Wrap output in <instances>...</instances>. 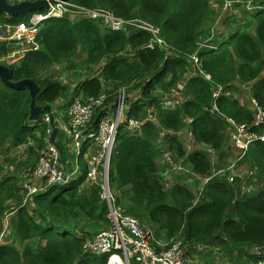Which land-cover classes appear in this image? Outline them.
Listing matches in <instances>:
<instances>
[{
  "label": "trees",
  "instance_id": "16d2710c",
  "mask_svg": "<svg viewBox=\"0 0 264 264\" xmlns=\"http://www.w3.org/2000/svg\"><path fill=\"white\" fill-rule=\"evenodd\" d=\"M69 1L155 25L168 41L169 49L147 48L150 36L136 29L127 33L112 32L95 20L50 18L39 27L35 40L38 49L26 52L18 63L8 66L9 80L33 81L39 87L36 106H52L61 101L63 104L57 107L64 111L75 90L50 78L49 70L62 63L74 68L79 53L84 57L78 64L86 68L100 67L106 59L100 79H83L76 93L86 100L98 95L105 84L127 89L137 85L141 92L129 104L127 117L145 120L148 110L153 108L155 118L154 122L144 123L138 136L130 135L125 126L118 132L109 172L117 204L126 214L149 226L156 236L169 239L179 234L182 242L190 246L189 252L197 256L204 253L209 256L208 249L215 246L221 251L220 257L230 264L263 263L264 143L250 145L244 158L250 162V171H257L263 187L239 199L236 198L238 179L229 184L213 177L193 205V195L179 176L170 189H163L158 162L164 149L179 158L185 156L177 135L185 126L184 120H188L197 143L204 144L218 157L224 153V122L219 123L208 113L214 84L226 87L233 94L241 86L252 84L248 90L250 96L264 109V78L260 77L264 62V0H244L243 4H233L225 14L221 12V0ZM39 13L32 12L29 16ZM220 17L226 31L215 28ZM28 19L1 14L0 25H17ZM14 43L9 41L8 46L6 42L0 43V54L11 52ZM208 45L216 49L210 50ZM128 48L134 56L125 59L120 54ZM193 55L198 57L201 69L210 75L211 82L200 77L189 79L184 85L188 99L175 109H161L160 95L155 96L153 92L175 88L180 77L194 67L190 61ZM30 102L25 88L12 89L0 83V148L15 147L27 139L34 141L36 127H30L28 122ZM216 103L223 116L239 124L251 123L252 112L240 105L234 95L221 96ZM101 117L98 111L92 121L98 123ZM161 130L171 132L163 136V147L157 143ZM202 150L188 154L184 163L204 178L211 173L208 153L205 148ZM29 156L33 165L36 151L29 148ZM19 184L14 176L0 179V233L5 214H12L6 240L9 242L0 245V264H105L106 257L90 256L82 251L87 239L109 225L108 210L97 187L86 183L82 176L66 186H51L33 195L30 207L22 206ZM9 201L14 202L12 211ZM252 248L259 253L253 254Z\"/></svg>",
  "mask_w": 264,
  "mask_h": 264
},
{
  "label": "built area",
  "instance_id": "2783aa9c",
  "mask_svg": "<svg viewBox=\"0 0 264 264\" xmlns=\"http://www.w3.org/2000/svg\"><path fill=\"white\" fill-rule=\"evenodd\" d=\"M240 3L243 4L244 0H221V12L223 14L228 13L233 4ZM26 17L29 18L28 21L19 24L14 38L3 40L0 36V42L15 41L12 44L15 48L12 53L7 54V57L21 59L26 52L37 50L35 36L39 31L38 26L47 19L65 17L71 21L82 19L99 21L100 24L112 32L127 33L135 29L143 31L150 36V41L146 45L147 48L154 49L157 47L160 51H168L169 49L168 41L162 37L160 28L155 25L135 20L124 21L114 13L77 6L69 0H54L53 3L48 5L47 12L27 15ZM1 27L6 28L7 25H0ZM28 34H34V36L29 38ZM199 46H202V43H199ZM207 47L210 50L216 49L211 45ZM120 55L128 59L134 56V52L128 48ZM7 57L4 59L7 60ZM105 60L101 61L100 67L94 66L97 67L95 72L90 73V76H88L89 74L85 76L99 78L106 63ZM190 61L194 67L188 69L180 77L175 88L170 89L168 92L159 90L158 106L161 109H175L188 99L185 94L183 95V91L184 85L189 79L200 77L207 82H211L210 75L201 69L198 57L193 55L190 57ZM260 77L264 78V63ZM55 80L61 83L58 76L55 77ZM71 86L75 90V94L67 110H55L58 107H54V110L50 108L49 111L39 116L37 121L28 120L30 127H36L35 137L41 138L40 130H42L43 140L40 143L38 142L35 147L34 141L27 139L25 143L9 150L18 153L22 160L16 162V165L22 168L19 184L20 193L24 194L22 206H33V195L43 193L51 186H66L83 176L86 183L98 188L99 197L107 207V218L109 220V225L106 228L101 229L84 242L82 251L85 254L106 257L105 264H188L187 254L190 246L182 242L179 234L169 239L156 236L151 228L140 223L135 217L126 214L124 208L117 204L115 193L110 185L111 158L116 149V138L120 128L125 126L130 135H140L146 121H155L152 113L153 108L148 110V118L145 120L130 119L127 117L130 106L126 99V86H118L113 101L109 100L110 97L105 91V85H102L101 92L98 95L88 97L86 100H82V97L76 93L78 83ZM211 91L212 103L208 113L217 116L228 124L230 130L227 131V135L232 146L236 149L237 155L228 168L218 169L214 174L211 173L207 178L204 177L201 180L196 190L195 200L192 202L193 205L200 197L204 185L213 177L233 184L235 177H237L234 167L238 161L239 163L244 161L249 146L255 142L264 143V109L253 97L250 96L248 102L253 114L251 123L239 124L223 116L216 103V100L221 96L230 98L232 96L231 92L219 84H214ZM138 92L140 94V88ZM98 111L102 113V117L98 123H94L92 119ZM54 129H57V134L54 140L51 141ZM182 145L185 152V156L182 158L167 149L163 150L158 176L164 190L170 189L172 183L177 182L178 176L180 182L185 186L188 183L192 185L196 182L191 181L190 178L195 177V174L184 162L188 154L202 146L205 147V145L195 141L191 128L186 132ZM60 146L68 148L69 153L73 156L64 159ZM31 147H35L36 151L33 165L30 163L29 156V148ZM26 162L29 166H25ZM254 172L250 171L245 177L239 176L238 194L240 196H247L252 193V187L247 180L250 176H253ZM3 229L0 233L1 245H3V242L4 244L7 243L4 239L5 237L7 239L6 235L10 234V232L7 234L5 220ZM256 264H264V262Z\"/></svg>",
  "mask_w": 264,
  "mask_h": 264
},
{
  "label": "rangeland",
  "instance_id": "374dc122",
  "mask_svg": "<svg viewBox=\"0 0 264 264\" xmlns=\"http://www.w3.org/2000/svg\"><path fill=\"white\" fill-rule=\"evenodd\" d=\"M44 12H47V10H44ZM120 19H122L124 21L130 20V19L122 18V17H120ZM222 20H223V18L220 17L219 20H217L215 22V28L218 29L220 32L223 29H224V31H226V27L224 26V24L221 25ZM19 24H21V23H19ZM19 24H17V25H15V24L7 25L6 28L1 27L0 28V36L2 37V39L3 40L4 39L10 40V39L14 38V36L17 34V29L19 27ZM40 25L38 26V28L40 27ZM120 33H124V32H120ZM27 36L29 38H31V37L34 36V34H31V35L28 34ZM35 38H36V36H35ZM14 40H16V39H14ZM0 43H2V42H0ZM6 44L8 46L9 45V42L6 41ZM14 48H15V46H13L12 51L14 50ZM10 53L11 52H9L7 54H10ZM7 54L6 55L0 54V65H3V66L8 67V66L14 64L15 62L18 63L17 62L19 60L18 58H16V57H14V58L7 57L8 56ZM5 57H7L8 59L5 60L4 59ZM83 57H84V54L79 53L78 57H76L75 60H74V62L76 64V65H74L75 66L74 68H71L69 66V64H65V63H62V64H59V65L53 66L49 70L48 76L50 78H52L53 80H55V77L58 76L59 77V80L61 82V85L70 87L72 85V82L76 78H80V77H82V75L85 76V75H88V74L93 73V72L96 71V68L97 67H87L86 68V67L78 64V63L81 62V60L83 59ZM262 67H263V65H262ZM261 70H262V68H261ZM135 86H137V85H133V87L131 89H129V90L127 89L126 90L127 91V98L126 99H127V101H128L129 104L131 102H133V99H136V97L139 96L138 95L139 94V92H138V86L136 87V89H134ZM179 86H181V85H179ZM249 87H250V85H249ZM117 88L118 87L106 86V84H105V91L107 92V95H109L111 101L114 100L115 92H116ZM241 88H244V87L241 86ZM153 93H154L155 96H159L160 95L159 89H157ZM184 94H185V90L183 91V95ZM231 94H232V97H233L234 94L233 93H231ZM242 94H243V92H241V96H242ZM68 97L71 98L70 93L68 94ZM60 104H61V101L56 102L55 105H52V106H49L48 105V106L51 108V110H54L55 109L54 107L55 106H59ZM251 106H253L252 103H251ZM248 109L250 111H252V108L250 106L248 107ZM55 110H59V109H55ZM210 115H212V114L210 113ZM212 116H214L219 123L224 122L220 118H218L217 116H215V115H212ZM184 122H185L184 123L185 126H184L183 130L177 133V135L179 136V138L181 140V143H184L185 134L190 129V124L187 121H184ZM222 124H223V126H225L226 143H225V147H224V153L221 155V157H218V155L214 151H212L211 149H209L207 147H200V148L197 149L199 151H203L202 150L203 148L206 149V152L208 153L207 154V157L209 158V162H210V173H213V174L215 172H217L218 169H226V168H228V166H230L234 162V159H235V157L237 155L236 154L237 152L233 148V146H232V144H231V142H230V140L228 138V135H227V131H229L230 128L228 127V124L226 122H224ZM40 133H41V138L35 137V139H34L35 147L38 145V142L40 143V141L43 140L42 130H40ZM166 134H171V132H167L165 130H161L160 131V138L158 139L157 143L160 146H162V147H163V140H162V138ZM35 147H31V148L33 150H35ZM12 148H13L12 146H7V149L0 148V179L1 178H4V177H12V176H14V177H16L18 179V182H19L20 179H21V170H22V168L20 166H17L16 165V162H21L22 160H21V158H20V156H19L18 153H16L15 151H9ZM2 149H4V150H2ZM66 150L68 151V153L70 152L68 148H66ZM71 156H73V154H71ZM5 158H7V159L4 160ZM161 159H162V157L160 158V160ZM160 163H161V161H160ZM249 163L250 162H246V161H243L241 163H239V161L237 162V164L234 167L235 170H236L235 171V174L237 176V177H235V180L236 179L239 180V176L245 177L246 174L250 172L251 168H249V165H250ZM25 166H29L28 165V162H26ZM186 166L189 169H192V166L189 165L188 163L186 164ZM253 168L256 169V167H253ZM256 172L257 171H255L254 174H253V176L247 180L248 184L252 187V193L255 192V191H257L259 188L263 187L262 182L258 180V177L256 175ZM193 173L195 174V177H191L190 179H191V181L194 180L196 182L193 183L192 185H190V183H188V185L186 187L188 188V190L191 191V193L193 195V198L195 200V194L197 193L196 192L197 187H198L199 183L201 182V180L203 179V177H200L195 172H193ZM172 177L173 176L171 175V178ZM198 177H200V178L197 179ZM207 177H205V178H207ZM187 178H188V176H187ZM178 180H179V178H177V181ZM174 183H176V181ZM174 183H172V185ZM239 186L240 185L238 183V187ZM19 193H20V189H19ZM23 195L24 194H21L20 193V196H22V200H23ZM242 197H245V196H240L239 194L237 195V190H236V198L239 199V198H242ZM13 204H14V202H11V201L8 202V206L11 207L10 211L13 210ZM11 217H12V214H10V213L5 214V217H4V218H6L5 219V226L7 227V230H8L7 234L10 232V229H9V219ZM6 236L8 238L9 234L6 235ZM5 240H7L6 237H5L4 241ZM6 242H9V241H6ZM3 245H4V242H3ZM211 248L212 249H208V251L211 250V252L209 254H207L209 256H206V253H204L203 255H199L198 254V256H197L195 253H193V252L190 251L187 254V259H188V262H189L188 264H230V262H228L227 260H225V259H223V258L220 257V256H222L220 254L221 251L217 247L214 246V247H211ZM251 250H252L251 252L253 254H258L259 253L256 248H252ZM243 259L245 260V257H243Z\"/></svg>",
  "mask_w": 264,
  "mask_h": 264
},
{
  "label": "water",
  "instance_id": "95a60500",
  "mask_svg": "<svg viewBox=\"0 0 264 264\" xmlns=\"http://www.w3.org/2000/svg\"><path fill=\"white\" fill-rule=\"evenodd\" d=\"M54 0H16L14 2H9L8 0H0V15L6 14L10 17H26L29 13L40 12L41 10H47L48 5L53 3ZM10 71L9 68L0 65V83L8 88L19 89L25 88L30 97L29 105V121H37L39 116H41L45 111L50 109L49 106H36L35 99L39 92V87L31 80H22L20 82L13 83L9 80ZM57 134V129H54L51 135V141L54 140Z\"/></svg>",
  "mask_w": 264,
  "mask_h": 264
},
{
  "label": "crops",
  "instance_id": "0c3cea01",
  "mask_svg": "<svg viewBox=\"0 0 264 264\" xmlns=\"http://www.w3.org/2000/svg\"><path fill=\"white\" fill-rule=\"evenodd\" d=\"M106 11H108V10H106ZM108 12L113 13V12H111V11H108ZM11 53H12V51H11ZM69 75H70V74H69ZM86 77H87V76L82 75V77H80V78H76V79L72 82V84H74V83H79L80 81H82V80H83L84 78H86ZM71 80H72V79H71ZM73 86H74V85H73ZM71 87H72V86H71ZM71 87H70V90H71ZM248 89H250L249 86H246L245 88H238V93L234 94V97L238 100L239 104L242 105V106H244V107H246V108L249 107L248 102H249L250 93H249ZM241 92H243L242 96H241ZM61 104H63V103H61ZM55 107H57V106H55ZM60 150H61V152H62V155H63V158H64V159H68V158L71 157V154L68 153V151L66 150L65 147H61V146H60ZM160 161H161V160H159V162H158V167H159V168H161V163H160ZM144 225H145V224H144ZM145 226H147V225H145ZM147 227H149V226H147ZM149 228H150V227H149Z\"/></svg>",
  "mask_w": 264,
  "mask_h": 264
},
{
  "label": "clouds",
  "instance_id": "9594fccd",
  "mask_svg": "<svg viewBox=\"0 0 264 264\" xmlns=\"http://www.w3.org/2000/svg\"><path fill=\"white\" fill-rule=\"evenodd\" d=\"M35 13H37V12H35ZM38 13H39V12H38ZM44 13H45V12H44ZM28 15H29V14H28ZM42 23H43V22H42ZM42 23H41V24H42Z\"/></svg>",
  "mask_w": 264,
  "mask_h": 264
},
{
  "label": "bare ground",
  "instance_id": "6f19581e",
  "mask_svg": "<svg viewBox=\"0 0 264 264\" xmlns=\"http://www.w3.org/2000/svg\"><path fill=\"white\" fill-rule=\"evenodd\" d=\"M105 205V204H104Z\"/></svg>",
  "mask_w": 264,
  "mask_h": 264
}]
</instances>
